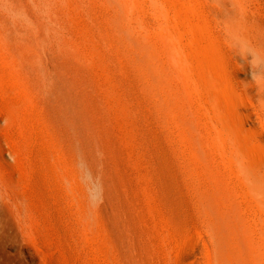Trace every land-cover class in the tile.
Wrapping results in <instances>:
<instances>
[{
	"label": "rangeland",
	"instance_id": "obj_1",
	"mask_svg": "<svg viewBox=\"0 0 264 264\" xmlns=\"http://www.w3.org/2000/svg\"><path fill=\"white\" fill-rule=\"evenodd\" d=\"M127 1L131 18L125 22L141 27L155 51L161 36L169 42L176 39L182 47L181 77L169 71L166 89L158 90L170 103L165 116L144 93L138 75L116 46L104 1L0 0V16L31 44L28 54L39 65L34 74L77 101V108L60 118L51 111L60 103L59 96L52 94L45 102L38 93L10 80L9 68L0 64V69L5 68L0 71V159L11 164L0 161L14 186L25 181L32 197L42 204L48 230L30 242L13 229H4L0 264H219L218 245L201 208L206 197L215 202L209 210L214 216L229 203L236 205L237 219L251 228V234L241 231L240 246L254 248V257L264 264L260 243L264 211L237 174L236 164L242 160L250 168L260 167L258 177L264 182V83L258 87L252 80L247 62L251 57L238 56V48L248 43L264 57V0H246L244 11L252 24L242 28L234 0ZM247 30L252 43L245 39ZM158 59L164 65L169 61L165 54ZM211 59L226 69L218 67L215 71L223 72L213 70L216 76H212ZM255 70L264 74V62ZM229 77L239 105L226 87ZM19 91L22 96L17 99ZM204 92L212 93L211 100L201 95ZM232 108L242 109L239 117L246 122L242 132L236 120L228 118ZM207 109L219 119L205 117ZM207 127L223 135L221 141L207 138ZM75 136L89 147L88 155L77 163ZM221 150L228 151L230 163ZM53 165L74 171L77 196ZM78 211L92 218L85 241L77 238ZM223 231L230 229L224 226Z\"/></svg>",
	"mask_w": 264,
	"mask_h": 264
},
{
	"label": "bare ground",
	"instance_id": "obj_2",
	"mask_svg": "<svg viewBox=\"0 0 264 264\" xmlns=\"http://www.w3.org/2000/svg\"><path fill=\"white\" fill-rule=\"evenodd\" d=\"M102 1H104L103 3H105L106 6L110 9L109 26H110V29L112 32V36L115 38L116 46L122 50L123 54L125 55L126 59L129 62V64L131 65V67L134 69V71L138 75V77L141 81V85H142V89H143L144 93L147 96H150L156 102V104L159 107V111L162 115H164V116L167 115L170 111L169 100L167 97H165L162 94V91H158V90L166 89L167 83H166L165 77L169 71L173 73L175 70V73L178 77H181V73H182V71H184V66H183L184 60L182 59V56H181V54L183 52L181 50L182 47L179 45L180 43L176 39H173L172 41L169 42L166 39V37L161 36L155 41V45L157 46V50L155 51V49H153L151 46L150 39L147 36H145V34L142 32V30H139L141 27L139 28L136 25H130V24L126 23L127 20H129L131 18V9H130V6H129L127 0H102ZM234 3L238 7V12H239V16H240V18H239L240 27L242 28V24H252L251 17H249L250 15L249 16L246 15V13L244 11L245 10L244 6H245V4L247 5V1L246 0H234ZM245 39L249 43H252V41H254L252 33L248 30L245 31ZM261 46L264 47L263 41L261 43ZM30 47H31V44L29 42H27V40H24L23 37H21L19 35L17 30L15 28H13L9 23H7L0 16V64L3 65L4 67L9 68L10 80H12L14 83H18V84L25 86V88L29 91L38 93L40 96H42L44 98L45 102H49L51 95L56 94L57 96H59L61 98V101L57 105L52 106L51 111H53V112L55 111L60 118L67 117L68 110H70V109L74 110L77 108V101L75 99L70 98L69 96H64V94L61 93V90H60L61 87L58 88V87H55L54 85H53L54 87H49L46 84V79L44 77L37 75V74H34V72H36L39 65L35 60H33L30 57V54H28V50H30ZM218 47L219 46H216V48H218ZM220 48H218V50ZM220 50H219V53H220ZM161 54H163V55L165 54L169 57V61L165 65L162 64L158 59V57ZM220 54H222V52ZM197 60H199V59H197ZM163 61H165V60H163ZM194 61H196V59ZM211 62H212V59L208 62V63H210L209 66L211 64H213L210 66V70L212 68V70L210 71L211 74H212L213 70L215 71L216 68L220 67L218 69H221L224 67V66H222V67L217 66L218 65L217 63H211ZM194 65L197 68L200 67V65L197 66L196 63H194ZM209 66H208V68H209ZM1 69H3V68H1ZM1 69H0V71H1ZM4 69H3V71H5ZM223 69L225 70L226 68L224 67ZM223 69H221V70H223ZM221 70H218L217 72L216 71L215 72L217 74L219 71L222 73L223 71H221ZM215 72H213L214 74H212V76L213 75L216 76ZM16 74H19V75H16ZM66 77H68V76H66ZM226 78H227V76H226ZM226 83L228 85L226 87H228L227 89H228L229 93L232 95L231 96V97H233L232 99H234L233 101L235 103L237 102V104L239 105L241 103V100H240V98L236 92V89L234 88V86L232 84V80L230 77L228 78ZM50 84H52V83H50ZM12 85L13 84H11V86ZM13 87H14V85H13ZM8 88H9L8 91H10L11 88L10 87H8ZM15 88L16 87H14L13 90H15ZM4 89H6V88H4ZM13 90H12V92H14ZM20 91L16 96H18V95L22 96L20 94L21 93ZM5 92H7V91H5ZM7 93H9V92H7ZM74 93H72V94H74ZM9 94H11V91ZM14 94H16V93H14ZM4 95L5 94H3V96ZM201 95H205L204 98H207L206 100H211L212 93L210 95V93L208 94V92H204V94H201ZM217 96H219V94ZM6 97H9V96H6ZM16 98L18 99L19 96ZM17 99H16V101H17ZM21 99H23V98H21ZM11 100H12V98H11ZM21 102H23V101L21 100ZM20 105H21V103H20ZM16 107L17 106H15V108ZM27 107H29V106H27ZM154 107H156V106H154ZM219 108H220V105H219ZM221 108L219 110H221ZM233 108H232V111L233 110L234 111L233 112L230 111V112L234 113L235 116L233 114H232L233 116L230 115L231 113L229 112V110H226L229 112V113L228 112L227 113L231 116V117H229V115H228V118L235 119L236 120L235 125H237L236 128H238L237 130L242 132L244 130V128L246 127V126H244L246 122H244L242 120V118L239 117V112H242L241 111L242 109L240 111H238V109H233ZM205 109H206V107H205ZM239 109H240V106H239ZM15 110H17V109H15ZM24 110H26V109L24 108ZM29 113H31V112H29ZM16 114H14V116ZM205 114H206L205 117L211 118L210 120L219 119V117L214 112L210 111V109H209V111H208V109L205 110ZM42 116H43V114H42ZM240 116H241V114H240ZM23 117H24V115H23ZM40 118L41 117H39V119ZM1 119L3 122L4 118L1 117ZM23 119L22 120L20 119L18 124H19L20 130L22 131V133L26 137L27 136V130H26V126L24 124ZM38 123H39V121H38ZM207 123H209V121ZM235 125H234V127H235ZM238 125H239V127H238ZM234 127L232 130L235 129ZM240 128H241V130H239ZM47 129H49V128H47ZM192 129H194V128L192 127ZM41 131H43V130L41 129ZM206 131L208 134L207 138L209 137L210 139H212L214 141H221V137L223 135L221 136L219 133H217V134L214 133V131H212L208 127L206 128ZM235 131H236V129H235ZM44 134L47 135V133H45V131H44ZM39 136H40V134H39ZM20 140H21V138H20ZM73 140H74L73 141V147H75L76 151L80 152V156H79L78 160L75 159V163L81 162L82 160H84L85 154L88 153V150H89L88 144L86 141L82 142L78 136L77 137L75 136ZM25 145L23 143V146H25ZM5 149L6 148H4V150ZM23 149H24V147H23ZM225 149H227V148H225ZM226 151L221 150L220 155L223 158H225L227 163L228 162L230 163L231 158H230V155L227 153L228 151L227 152ZM5 153L7 154L6 150H5ZM51 153L48 155L50 156ZM0 154H1V151H0ZM2 155H3V153L1 154V156ZM53 155H55V154H53ZM197 155L203 156L204 153H200V152L198 153L197 152ZM9 156H10V154H9ZM43 156H46V155L43 154ZM43 156H41L40 158H42ZM50 157H49V159H50ZM52 157H54V156H52ZM52 157H51V159H52ZM231 157H232V155H231ZM0 160H2V159H0ZM3 160H2V162H3ZM12 160H13V158H12ZM12 160H11V162H12ZM38 161H40V160H38ZM44 161H45V159H44ZM2 162L0 161V236H1L2 231L4 229L9 228V229H13L18 234V236L22 237L25 241L34 242L36 235L37 236H38V234H45L46 235V232L48 231L44 228V223H43L44 222L43 221L44 215H45L44 207L42 206L41 203L36 202L38 199L35 201V199L32 197V195L30 194V192L27 188L25 181H22L21 185L20 186L18 185L19 187L14 186V185H16V183L12 182L11 181L12 178L10 179V177H6V175L4 173V170H3L4 164L3 163L5 162V160L3 163ZM5 163L8 164L9 162L8 163L5 162ZM49 163H52V162H49ZM56 163H60V161L59 162L57 161ZM10 164L11 163H9V165ZM236 164L238 165L237 167H239V169H240L239 173H237V174L239 175V177L242 180H244L248 183V186H249L248 191L250 190V192L253 194V196L256 198V200L261 204L262 209L264 211V182L261 181L258 177V171H260V170H258V168H260V167L253 165V167L251 166V168H250L242 160H238L236 162ZM44 166H45V164H44ZM48 166H45V167L48 169ZM54 166L56 167V165H53V167ZM59 167L62 168L61 165ZM46 168H44V169H46ZM49 168H51V167H49ZM56 168H57V170L59 169L58 166ZM50 170L55 171L54 168L53 169L51 168ZM48 171H47V174H48ZM55 172H52V173L55 174ZM59 172L61 173L60 178L62 177L63 181L68 186V188L72 189V191H74L76 193V196H77L79 192L77 189L75 191L74 182H75L76 176H75L74 171L73 172H65L64 170L59 169ZM49 173H51V171H49ZM16 179L18 180V178H16ZM20 179L23 180V178H20ZM37 179H40V178H37ZM36 181H38V180H36ZM18 183H20V180L18 181ZM86 204H88V202H86ZM212 206H215L214 200L211 197H206L201 208H202V211L208 217V223H209L210 227L212 228L214 240H215L216 244L218 245V249H219L218 263L219 264H259V261L255 258L256 257L255 256L256 250H254V248L244 250L240 246L239 238L242 237L241 233L244 231L246 233L251 234V228L246 224V222L243 219L240 221L237 219V216H240V214H239V211H238L236 205L234 203H229L225 207L224 212H222L220 215H216V216L209 214L210 213L209 210H210V208H212ZM76 214L77 215L75 216V222H77V223H76L75 229H76V233L78 235L77 238L85 241L88 238V229L92 225V218L88 213H83V212L78 211ZM243 216H245V215H243ZM31 217L36 219V225L32 224ZM35 226H37V227H35ZM224 226H227L230 229L229 233H225L223 231ZM244 232H243V234H244ZM260 243H261V246L264 247V225L261 227ZM247 257H251V258L248 259Z\"/></svg>",
	"mask_w": 264,
	"mask_h": 264
},
{
	"label": "clouds",
	"instance_id": "obj_3",
	"mask_svg": "<svg viewBox=\"0 0 264 264\" xmlns=\"http://www.w3.org/2000/svg\"><path fill=\"white\" fill-rule=\"evenodd\" d=\"M238 53L242 59L247 60V57H251L249 61H247L252 69V80L254 83H257V86L259 87L262 83H264V74H261L257 72L255 69L258 67L259 63L264 62V57H261L259 53L254 50L250 44L243 43L238 48Z\"/></svg>",
	"mask_w": 264,
	"mask_h": 264
}]
</instances>
